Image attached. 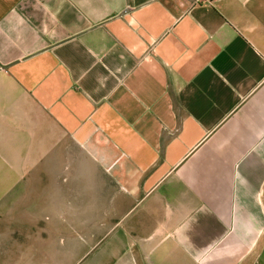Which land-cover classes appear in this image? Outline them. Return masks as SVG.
<instances>
[{"label":"crops","instance_id":"crops-1","mask_svg":"<svg viewBox=\"0 0 264 264\" xmlns=\"http://www.w3.org/2000/svg\"><path fill=\"white\" fill-rule=\"evenodd\" d=\"M0 182V264H264V0H0Z\"/></svg>","mask_w":264,"mask_h":264},{"label":"rangeland","instance_id":"rangeland-1","mask_svg":"<svg viewBox=\"0 0 264 264\" xmlns=\"http://www.w3.org/2000/svg\"><path fill=\"white\" fill-rule=\"evenodd\" d=\"M15 184L16 183H12V184L9 183L8 185H15ZM6 188H9V187L6 186V183H1L0 182V194ZM9 200L12 201L13 199L12 198H9ZM6 215H7V217L4 216V215L2 217V214H0V233L2 232V230H1V227L3 225L2 222H4V221H1L2 219H5V222L8 221V222L12 223L13 226H17V221L19 222L18 224L21 225V227L24 226V224L22 222L25 221V220H23L22 218L24 216H27V215H25V214H23V215L22 214H19L16 210L15 211L14 210L13 211H10V213H6ZM26 233H31V230L30 231H25V234ZM25 248H27V247H25ZM26 254H25V256H26ZM25 264H27V263H25Z\"/></svg>","mask_w":264,"mask_h":264},{"label":"built area","instance_id":"built-area-1","mask_svg":"<svg viewBox=\"0 0 264 264\" xmlns=\"http://www.w3.org/2000/svg\"><path fill=\"white\" fill-rule=\"evenodd\" d=\"M211 0H191V4H198L201 2L209 3Z\"/></svg>","mask_w":264,"mask_h":264}]
</instances>
